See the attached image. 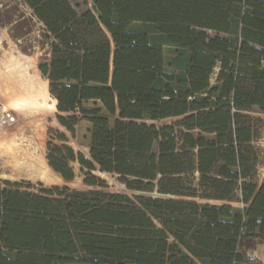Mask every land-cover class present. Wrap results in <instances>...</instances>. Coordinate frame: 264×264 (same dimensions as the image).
<instances>
[{
  "label": "trees",
  "instance_id": "16d2710c",
  "mask_svg": "<svg viewBox=\"0 0 264 264\" xmlns=\"http://www.w3.org/2000/svg\"><path fill=\"white\" fill-rule=\"evenodd\" d=\"M79 1L22 0L16 26H43L37 67L60 125L74 135L79 118L61 114L76 111L92 125L90 159L49 128L63 142H48L49 166L72 180L76 160L101 189L4 181L0 264H264L250 114H264V0ZM96 169L134 194L104 190Z\"/></svg>",
  "mask_w": 264,
  "mask_h": 264
},
{
  "label": "rangeland",
  "instance_id": "374dc122",
  "mask_svg": "<svg viewBox=\"0 0 264 264\" xmlns=\"http://www.w3.org/2000/svg\"><path fill=\"white\" fill-rule=\"evenodd\" d=\"M87 1L89 6L90 0ZM71 2L74 5L79 4V10L83 9L79 0H71ZM30 13V10L22 0H0V184L3 186L4 181L19 182L23 184L22 190L39 192L45 188L49 189L53 186L61 185L59 180L52 183L53 178L47 176L43 171L46 167L49 168L46 158L48 142H51L52 145L63 144L54 135L50 136L48 129L52 128L56 132L63 133L67 138L65 144L71 146L75 153H84L83 155L90 159L89 146L92 125L88 121L81 119L77 111L62 113L63 117L76 115L79 118L78 123L75 125V134L72 135L58 122L56 118L58 112L55 108L53 115L42 119L43 139L40 138L39 142H37L34 129L40 123V120L27 112L28 108L36 111L41 110V108L35 101L33 104L31 103L32 105L29 104L30 102H27L29 100L27 99L28 97L26 98L23 95L25 93L21 94L19 92L21 94L19 95V93L12 90L16 86L13 78L15 77L14 70L22 69V65L26 63H32L35 73L42 80L46 79L37 67L41 58L45 59L48 57V47L42 45V24L33 20L30 31L28 26H23L20 30H17L18 27L16 26L19 23L28 21ZM27 31L29 32L26 33ZM17 33L22 35L14 38V34L17 35ZM209 33L214 35L212 32ZM261 63L264 67V57ZM111 69L112 66L110 64V74ZM213 80L214 74L211 76V81ZM46 84L48 89V81H46ZM50 98L52 99L51 96ZM51 102H54L53 99ZM86 105L91 107L92 103L89 102ZM38 108L40 109L38 110ZM250 114L262 119L260 137L257 140V145L262 149L257 166V179L258 182H261L264 178V114L257 110ZM174 119L167 118L160 121L147 122L161 126L170 123ZM69 164L75 170V178L69 184L70 190L101 189L97 186H85L82 181L84 174L78 168L79 163L70 161ZM93 175L105 180L106 187L104 190L134 194L133 191L127 190L113 174L100 172L96 169L93 171Z\"/></svg>",
  "mask_w": 264,
  "mask_h": 264
},
{
  "label": "bare ground",
  "instance_id": "6f19581e",
  "mask_svg": "<svg viewBox=\"0 0 264 264\" xmlns=\"http://www.w3.org/2000/svg\"><path fill=\"white\" fill-rule=\"evenodd\" d=\"M19 65V64H18ZM15 72V88L21 93L23 94L24 91L26 93H29L31 91H33L34 93H36L40 99L37 100L34 98V101L37 102L41 108V110H39L40 108H38V112L42 113H47V114H52L54 109H55V100H53L54 102H49L48 96H47V84H46V79H41L34 71V66L32 63H26L24 65H22V69L18 68V70H14ZM13 72V73H14ZM14 78V77H13ZM35 95V94H34ZM33 95V96H34ZM32 97V96H31ZM30 97V98H31ZM33 98V97H32ZM30 100V99H29ZM36 105V106H37ZM35 106V105H34ZM42 116V115H41ZM36 118V117H35ZM74 141V140H72ZM75 142V141H74ZM72 144V143H71ZM76 144V143H75ZM74 145V144H73ZM76 146V145H75ZM75 148V147H74ZM76 150V149H75ZM84 154V153H83ZM86 155V154H85ZM46 169V168H45ZM45 169L43 170L47 176H50L49 171H45ZM45 175V174H44ZM42 178V177H41ZM55 180V179H54ZM45 181V180H44ZM48 181V180H47Z\"/></svg>",
  "mask_w": 264,
  "mask_h": 264
},
{
  "label": "crops",
  "instance_id": "0c3cea01",
  "mask_svg": "<svg viewBox=\"0 0 264 264\" xmlns=\"http://www.w3.org/2000/svg\"><path fill=\"white\" fill-rule=\"evenodd\" d=\"M41 78V77H40ZM14 80H15V77H14ZM13 91H15L16 93H19V91L15 88V87H13V89H12ZM24 93L25 94H23L27 99H30V100H27V102H30L29 104H33L34 103V98L35 99H37V100H39L40 99V97L36 94V93H34L33 91H31V92H29V93H26L25 91H24ZM49 92H48V89H47V96H48V98H49V101L51 102L52 101V99L50 98V94H48ZM35 94V95H34ZM19 95H21L20 93H19ZM34 95V96H33ZM33 98H32V97ZM31 97V98H30ZM39 98V99H38ZM54 100V99H53ZM31 104V105H32ZM27 113H31L32 114V116L33 117H36L38 120H40V123L38 124V125H36L35 126V129H34V132H35V137H36V140H38L37 142H39V140H40V138H42L43 139V125H42V123H41V121H42V119H44L45 117H48V116H51V115H53V114H47V113H44V112H42V113H40V112H38V111H36L35 109H29L28 108V112ZM42 115V116H41ZM73 163H75V162H77L76 160H74V161H72ZM48 166H49V164H48ZM78 168H79V170H80V165H78ZM46 170H48L49 172H50V177H52L53 178V182L52 183H54V182H57V180H59L60 182H61V185H59V186H61V187H67V188H69V184L73 181V179L75 178V170L72 168V170H73V172H74V177H73V179L72 180H66V179H64V178H62L61 177V175L59 174V173H57V172H55L50 166H49V168H47L46 167ZM81 171V170H80ZM55 173V174H54ZM46 174V173H45ZM55 179V180H54ZM83 179H84V176H83V178H82V181H83ZM85 186H89V185H87V184H84ZM58 186V187H59ZM81 189V188H80ZM83 190H89V189H83ZM252 256L253 257H255V258H257V259H259V260H261V261H263L264 262V242H262V243H260V244H258L257 246H256V249L254 250V252H253V254H252Z\"/></svg>",
  "mask_w": 264,
  "mask_h": 264
}]
</instances>
